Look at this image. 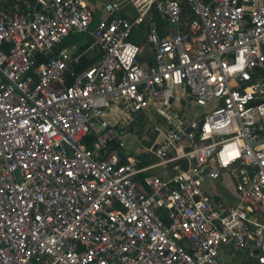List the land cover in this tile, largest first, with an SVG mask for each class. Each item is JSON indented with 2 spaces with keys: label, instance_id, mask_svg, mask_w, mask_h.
Returning <instances> with one entry per match:
<instances>
[{
  "label": "built area",
  "instance_id": "obj_1",
  "mask_svg": "<svg viewBox=\"0 0 264 264\" xmlns=\"http://www.w3.org/2000/svg\"><path fill=\"white\" fill-rule=\"evenodd\" d=\"M102 10L0 0V264H264V0Z\"/></svg>",
  "mask_w": 264,
  "mask_h": 264
},
{
  "label": "crops",
  "instance_id": "obj_2",
  "mask_svg": "<svg viewBox=\"0 0 264 264\" xmlns=\"http://www.w3.org/2000/svg\"><path fill=\"white\" fill-rule=\"evenodd\" d=\"M106 1H113V0H103V1H98V0H92V5L94 7V10L96 12V16H99V19L102 18L103 16V10H102V6L103 3ZM98 19V20H99ZM143 33H146V28L143 27L140 29V34L143 35ZM74 34H88V33H74ZM73 34V35H74ZM72 35V36H73ZM71 36V37H72ZM88 41L85 42L84 44H73V41L71 40V37H69L63 44L62 47H67L70 48V45H74L75 48V55H79L82 54L83 52H85V55L83 56L82 59H84V57H88L89 59H98V57L95 56L94 53V49L92 48L93 44H94V40L92 38V36L90 34H88ZM146 38V35H145ZM90 40L92 41V44L87 48V49H82L83 46H85L87 43L90 42ZM141 45H147L146 41L143 42V44ZM146 50L150 53V50L148 49V47H146ZM152 55V54H151ZM149 58L147 59L149 62L153 61V58H151V56H148ZM92 66V65H91ZM87 68V67H86ZM85 69V68H82ZM136 136L138 137V143L132 147L131 151L133 152V154H136L137 152H140V142L141 143H146L145 141H143L144 138H140V134L137 132ZM131 148V147H130ZM148 162H152V160H149ZM157 174L162 175L163 174V170L157 169L154 171ZM216 188H217V192L219 195V199H222L226 204L228 205H235L238 201V196L236 194V189H235V185L234 183L229 179L228 175H224V179L222 181H219L216 183ZM214 194V193H213ZM217 199V197H216ZM216 201H219L218 199ZM221 258L222 260L226 263V264H246L249 261V258L247 256L246 253L238 251L234 248L231 247H223L221 249Z\"/></svg>",
  "mask_w": 264,
  "mask_h": 264
},
{
  "label": "rangeland",
  "instance_id": "obj_3",
  "mask_svg": "<svg viewBox=\"0 0 264 264\" xmlns=\"http://www.w3.org/2000/svg\"><path fill=\"white\" fill-rule=\"evenodd\" d=\"M98 1H103V0H98ZM140 32V30H136L135 31V33H134V38H138L139 37V35H137V33H139ZM143 35H144V37H145V34L143 33ZM88 34H74L72 37H71V40L73 41V44H77V43H79L78 45H80V44H84L85 42H87L88 41ZM70 45V49H71V51H75V48H74V45ZM146 60V59H145ZM147 64V63H146ZM149 124H150V121H146V123H145V125H144V127L142 128V127H140V128H138V133L140 134V138H144L147 134L149 135L150 134V130L148 129V126H149Z\"/></svg>",
  "mask_w": 264,
  "mask_h": 264
},
{
  "label": "trees",
  "instance_id": "obj_4",
  "mask_svg": "<svg viewBox=\"0 0 264 264\" xmlns=\"http://www.w3.org/2000/svg\"><path fill=\"white\" fill-rule=\"evenodd\" d=\"M95 17H96V20H98L99 19V16H96L95 15ZM137 35H139V37L137 38H134L133 37V41L134 42H136L137 44H143V42L144 41H146V38L144 37V35H142V34H140V32L139 33H137ZM92 44V41L90 40V42L89 43H87L85 46H83L82 47V49H87L90 45ZM97 60L98 59H95V60H91V59H89L88 57H84V59L82 60V64L80 65V67H79V69L80 68H86V67H89V66H91V65H93V64H95L96 62H97ZM144 127V125L142 126V128ZM145 128V127H144ZM155 138V136L153 137V139Z\"/></svg>",
  "mask_w": 264,
  "mask_h": 264
}]
</instances>
